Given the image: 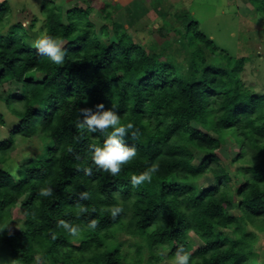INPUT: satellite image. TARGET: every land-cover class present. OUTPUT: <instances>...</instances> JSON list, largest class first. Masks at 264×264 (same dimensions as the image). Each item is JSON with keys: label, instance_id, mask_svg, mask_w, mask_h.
Listing matches in <instances>:
<instances>
[{"label": "trees", "instance_id": "1", "mask_svg": "<svg viewBox=\"0 0 264 264\" xmlns=\"http://www.w3.org/2000/svg\"><path fill=\"white\" fill-rule=\"evenodd\" d=\"M253 3L264 14V4ZM10 9L8 0L0 2V89L10 81L22 85L17 100L23 109L15 113L20 123L9 140L0 141V156L40 134L52 144L43 159L0 166V245L11 257L19 264H35L38 255L56 260L72 239L83 236L88 239L77 258L63 253V260L123 264L128 257L115 236L126 231L144 241L146 264H157L161 249L168 250L166 262L173 261L180 246L192 253L190 264H254V236L233 213L237 209L248 224L264 227V96L242 82L246 59L220 53L188 11L177 15L189 41L180 61L150 55L127 35L111 38L106 27L95 28L89 9L63 13L55 0H43L41 35L59 38L68 52L56 65L36 54L22 23L8 29ZM101 103L117 110L122 124L140 129L137 140L127 141L137 148L136 158L115 177L91 161L89 146L105 136L79 127L81 108ZM227 136L239 149L237 160L247 150L252 154L245 183L235 191L228 173L216 167V151ZM197 153L203 159L194 166ZM153 165L158 171L151 182L133 189L132 175ZM86 167H92L91 176L82 171ZM207 174L213 175L212 186L197 190L189 184ZM46 188L52 194L41 197ZM23 198L26 230L9 233L4 222ZM113 205L124 209L115 219L108 211ZM59 220L84 231L70 237ZM91 220L97 221L94 230L86 228ZM221 230H234V237ZM191 233L200 246L192 247Z\"/></svg>", "mask_w": 264, "mask_h": 264}, {"label": "rangeland", "instance_id": "2", "mask_svg": "<svg viewBox=\"0 0 264 264\" xmlns=\"http://www.w3.org/2000/svg\"><path fill=\"white\" fill-rule=\"evenodd\" d=\"M4 1V0H0ZM61 12L70 9L82 8L91 11V22L95 28L106 27L112 37L116 33L127 35L130 40L141 45L148 53H161L171 55L183 61L187 56L188 39L185 38L186 26L177 19L178 14L188 11L199 24V30L210 39L223 55L246 59L244 72L241 74L242 82L247 90L264 96V14L258 11V5L253 0H55ZM264 4V0H259ZM11 15L9 27L16 23L22 25L32 35L30 43L40 38L44 28V17L41 14L43 0H8ZM259 4V3H258ZM34 21L32 30L31 22ZM31 24V25H30ZM24 94L22 85L10 81L0 89V115L4 123L0 124V141L9 140L10 133L19 125L20 118L15 116L17 111L23 109V104L17 100ZM226 142L216 151L218 163L216 167L226 171L230 178L229 187L235 191L245 183V170L250 166L252 154L245 152V156L237 160L238 147L227 136ZM52 146L51 142L41 134L34 141L16 143L13 152L0 156V166L7 167V162L27 165L31 160L43 159L45 151ZM203 156H195L194 166L199 165ZM23 175V173H21ZM189 184L197 190L210 187L214 184L212 174H207L198 180H190ZM228 199L234 200L229 194ZM11 209L10 216L4 222V229L9 233H22L26 230L25 215L21 205ZM239 217L240 227L253 234V261L254 264H264V227L261 223L248 224L239 210L233 212ZM227 237H234V230H221ZM83 236L72 239L68 248H65L59 259L40 258L37 256L35 264H73L63 260V253L71 254V259L77 258V251L82 242L87 240ZM189 241L192 247L200 246L198 238L190 234ZM115 242L120 244V250L128 259L123 264H146L149 254L144 241L126 231L116 233ZM168 250L161 249L158 255L161 260L157 264H174L166 262ZM59 255V254H58ZM0 262L2 264H19L15 261L9 250L0 245Z\"/></svg>", "mask_w": 264, "mask_h": 264}, {"label": "clouds", "instance_id": "3", "mask_svg": "<svg viewBox=\"0 0 264 264\" xmlns=\"http://www.w3.org/2000/svg\"><path fill=\"white\" fill-rule=\"evenodd\" d=\"M36 54L49 59L53 64L61 65L65 62L68 55L67 50L63 47V42L50 35H41L32 43ZM81 120L79 127L88 134H100L105 136L101 144H91L89 152L91 153L92 164L98 171H103L115 177L118 176L123 166L136 158L137 148L130 145L128 140H137L140 135V129L135 128L134 124L129 122L122 124L121 114L114 108H105L103 103L97 104L95 108H81ZM110 130V131H109ZM79 159V157H77ZM82 171L87 176L93 173L92 167L83 168ZM158 169L153 165L139 175H132L130 184L133 189L139 187L145 182H151L152 174ZM52 194L51 188L41 189L39 195L47 197ZM81 198H84L83 195ZM81 210L83 206H81ZM108 211L113 219L121 214L124 209L119 205L111 206ZM58 227L63 228L70 237L77 238L81 235L83 228L74 226L65 220H59ZM87 229H96L97 221L91 220ZM53 239L55 235L53 234ZM174 264H190L192 253L180 246L176 249L173 257ZM2 264V262H0Z\"/></svg>", "mask_w": 264, "mask_h": 264}]
</instances>
